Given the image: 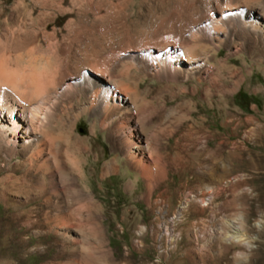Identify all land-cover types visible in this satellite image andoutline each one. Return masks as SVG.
<instances>
[{"label": "rangeland", "instance_id": "rangeland-1", "mask_svg": "<svg viewBox=\"0 0 264 264\" xmlns=\"http://www.w3.org/2000/svg\"><path fill=\"white\" fill-rule=\"evenodd\" d=\"M15 1L4 4L7 18ZM235 1L45 0L34 28L24 10L17 23H1L4 68L28 53L65 74L45 110L64 119L46 137L57 171L27 164L29 139L11 147L0 135V264H264V43L244 27L221 44L205 30L219 4L264 13V0ZM16 24L35 34L13 38L7 28ZM194 40L208 53L200 69L184 78L159 68L175 45ZM111 41L84 64L87 43ZM92 77L111 78L132 110L81 111L88 93L74 83ZM138 144L146 151L129 160ZM206 186L217 191L201 206ZM241 234L254 247L229 239ZM237 251L246 259L234 261Z\"/></svg>", "mask_w": 264, "mask_h": 264}, {"label": "bare ground", "instance_id": "bare-ground-1", "mask_svg": "<svg viewBox=\"0 0 264 264\" xmlns=\"http://www.w3.org/2000/svg\"><path fill=\"white\" fill-rule=\"evenodd\" d=\"M6 2L7 0L1 1L2 5L0 7V25L1 23H4L7 26L12 21H16L17 23L19 20L18 12L24 10L27 16L26 19L28 20L29 24H31L30 26L34 28L39 19L34 13L37 8L45 6V0H16L12 7L13 9H11L12 17L7 18L4 14V4ZM238 2L239 1H237L236 3ZM262 6L259 5V7ZM217 8L220 10V17H216V19L211 18L208 21V28L205 29L208 35L211 36L212 39L217 41V44L223 43L229 34L240 27L242 29L244 27L248 32L252 33L256 38L261 39V41L264 43V13L261 14L256 10L251 9V7L243 8L237 6L234 3H232L229 7L225 6L224 4H219L217 5ZM190 10L191 14L195 16H200L204 13L201 6L198 7L193 5ZM207 11L209 14L212 10L210 9V7H207ZM231 14L236 19H234V21L228 25L226 24L227 22H225L223 17ZM71 23L72 21L68 23L67 26L71 27ZM20 26L22 25L18 24L17 28L8 27L7 31L9 35H11L13 38H17L19 32H25L29 36L35 34L33 29L28 31L24 28L25 26ZM112 43L113 42L111 41L108 45L106 44L107 46L101 45L100 43L99 48H96L95 45L87 43L84 48V64L89 66L91 62H94V65L95 62L98 61L101 57L99 49H110V45ZM202 46L203 45H201L198 40H194L192 44H186L184 46L175 45L173 51L171 52L173 56H168L167 58L162 59L160 61L161 64L159 65V68L181 70L180 73H182L184 78H186L189 74L194 73L193 70L200 69V67L207 60V52L204 51L200 55L198 53V50ZM18 59H20L19 61H21V65H17L15 68H4L0 60V135L5 142L4 144L11 147L16 146V141L19 140V138L29 139V141L27 142V147H23L22 149V153H24V155L26 156L27 164L29 166H33L35 164L37 166L36 170L38 172H41V174L51 175L53 174V172L57 171V167L59 165L57 166V157L53 156L47 150L48 144L46 137L53 129V123H61L62 121H64V119L56 118L54 114L52 117L51 113V115H48L45 112L47 105L46 101L49 97L51 89L54 88L59 79H61L65 73L57 74V71L52 66L48 57H40L27 53L24 56H19ZM96 64L98 65V63ZM97 69L98 68L96 67V70ZM86 70H89V68H87ZM81 74L82 76H84L87 74V72L83 71L81 72ZM110 79L111 78L107 79L106 81L97 77H92L91 83H88L82 78L77 83H74L75 91L77 93H88L86 100L82 101L78 108L81 111H85L87 108H91L93 111L99 109L101 112H103L107 108L114 107L116 108L117 116H122L124 113L132 110V106L129 103L130 101L127 100L126 96L120 94L116 86L111 84L110 81L108 82V80ZM121 88L122 86H120V89ZM129 140V138L125 140V143L128 144V146L130 143ZM130 147L131 148H127L126 150V155L129 160L136 158V156H138L137 154L146 151V146L144 145L142 146L138 144L134 147L133 145H130ZM140 159L141 158H139L138 160ZM108 167L110 168V164H108L107 170ZM205 189L206 191H208L209 195L207 200H200L199 203L201 206L210 204L214 199L213 195L217 191L213 186H206ZM188 202H190V199H186L185 204L178 209L175 214L176 217L179 216V218H182L183 212L188 206Z\"/></svg>", "mask_w": 264, "mask_h": 264}, {"label": "clouds", "instance_id": "clouds-1", "mask_svg": "<svg viewBox=\"0 0 264 264\" xmlns=\"http://www.w3.org/2000/svg\"><path fill=\"white\" fill-rule=\"evenodd\" d=\"M257 227H259V225H257ZM229 239L234 241L237 244H243L247 248L254 247V245L252 244V239L247 237L246 234L231 236V237H229ZM233 259H234V261H239L242 259H246V256L244 253L237 251L234 253Z\"/></svg>", "mask_w": 264, "mask_h": 264}]
</instances>
